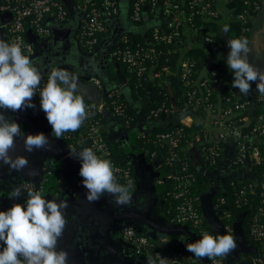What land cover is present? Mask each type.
<instances>
[{
	"label": "crops",
	"instance_id": "crops-1",
	"mask_svg": "<svg viewBox=\"0 0 264 264\" xmlns=\"http://www.w3.org/2000/svg\"><path fill=\"white\" fill-rule=\"evenodd\" d=\"M116 1L118 3V13L113 17H104L107 31L103 33L98 46L93 52L84 53L80 43V27L83 20L82 12L76 7L73 0H64L69 9V19L65 22L49 20L48 25L51 33L46 38L38 37L33 32H29V41L34 50L32 53L27 54V56L32 60L33 65L41 75H50L52 70L58 69L67 71L79 79V81L82 80L90 83L86 77H91V81L92 79L100 80L102 88H105L108 93L110 89L118 88L128 103L134 107L139 120L134 128H128V126L116 120L108 111H105L104 95L102 100L97 102L104 112L103 129L108 140L118 151L123 152L124 163L131 165L134 172L135 186L132 189V201L129 205H125V212L134 216H137L138 213L144 214L146 222L142 225L156 221L160 225L161 232L166 233V226L168 225L166 207L168 201L163 195L165 189L164 173L158 168L157 163L151 159L147 149L143 148L138 140L139 136L143 133L167 128L175 123L190 126L195 116L192 113L180 115L176 111H172L165 118H151L144 111V104L147 98H142L138 101L132 99L130 79L124 75L122 66L111 56V50L119 46L124 37L129 35L134 36L135 34L142 33L144 36H147L153 27H160L173 21L175 14L167 9V4H164L163 0H158L159 5L157 8L151 12L145 11L143 13L144 24L138 25L131 16L132 6L130 0ZM260 3V9L252 11L250 14L251 30L249 42L252 52L249 54V61L264 71V0H260ZM215 4L219 17L215 19L217 28L213 32V35H218L223 49L219 54H209L208 63L202 69L200 79L209 75L213 63L221 59H227L230 51L227 43L230 36L228 33L224 34L221 28L224 25L230 26L234 21L233 11L229 7L227 0H215ZM9 24L8 15L0 11V40L10 43ZM115 33L118 34V38L114 41L115 43L113 42L112 48L108 50L109 45L106 47L107 42ZM184 33L187 39V47L182 49V53L186 49L203 45L202 42L193 40L194 33L189 27L184 28ZM153 69L149 76L150 83L154 78H160L162 73L154 72ZM163 71L168 73L170 70L168 67H164ZM110 73L116 75L115 80L110 79ZM230 81H233V72L227 68L221 75L220 86L223 87ZM165 82L167 83L168 80L166 79ZM235 90H238V88H235ZM220 93L218 101L214 104L215 111L206 107L205 116H199L212 133L215 131L213 125L217 112L222 109ZM260 95L261 93L256 90V83L252 82L251 92L247 95L251 103L245 112L248 119L252 117L253 105L259 100ZM238 96L244 97L245 95L239 93ZM32 103L35 105L34 108L26 107L21 109V113L31 120L33 119V123L30 129L28 127L21 131H26L24 133V135L26 134L25 136L42 132L48 137L49 145L45 149H36L28 153L24 150V145H22L23 140L20 137L15 138V148L10 151V155L13 157H26L29 165L22 171L17 172L10 171L7 165L0 162V211H7L14 204H20L26 208L28 190L24 188L25 182L35 181L36 183H40L44 177H47L42 191L43 197L55 200L58 203L60 200H66L68 203V207L63 210L67 223L62 237L57 242V250L63 249L68 253V264H146L147 259L134 253L124 240L122 230L124 222H118L117 217L113 216L109 211L112 207H120L114 205L112 202L113 198L106 194L95 203H89L85 199L86 189L82 184L83 178L79 175L81 162L71 154V149L63 138L62 142L58 143L55 141L53 144L55 148H58V144H60L69 151L70 160L67 163V169L61 168L59 160L56 158L57 156L49 150V146L51 147L52 144L51 140L55 139V136L52 134L51 125L48 123L46 114L41 109L40 101L36 98V95L33 96ZM0 112H3L9 120H14L20 127L23 126L11 111L0 109ZM74 148L77 151L81 150L80 145ZM234 150V142L230 141L227 143L219 165L213 171H210L217 179L213 203L217 193L227 192L228 185L226 181L229 177L235 176L238 181H243L250 176L246 165L238 169L232 168L231 161ZM183 152L192 161L198 171L206 172L201 162L202 155L199 145L190 142L183 147ZM33 169L38 172V175L30 176L28 174ZM47 171H50V173L46 174ZM59 174H63L68 179L77 196L74 197L72 194L66 192L60 193L57 181ZM17 186L22 187L23 192L18 198H9L8 193ZM96 216L98 219L95 218ZM101 217L105 219L104 222L99 220ZM137 217L141 219V216ZM235 231L236 226L232 235L235 234ZM169 238L170 235L167 234L166 238L158 240L167 243ZM3 247L5 245L0 241V250Z\"/></svg>",
	"mask_w": 264,
	"mask_h": 264
},
{
	"label": "built area",
	"instance_id": "built-area-1",
	"mask_svg": "<svg viewBox=\"0 0 264 264\" xmlns=\"http://www.w3.org/2000/svg\"><path fill=\"white\" fill-rule=\"evenodd\" d=\"M170 1V0H168ZM76 7L80 9L84 15L80 27V43L88 53L93 52L99 44L100 38L107 31V24L104 20L105 16L113 17L118 13V3L116 0H74ZM158 0H136L132 6V19L139 21L143 17V13L147 8H151L154 11L158 6ZM228 2V0H227ZM201 7V11L208 13L211 16H216L218 10L211 9V3L206 0H198ZM260 0H249L248 8L242 13L236 15L238 20H242L245 24L244 29L246 31L251 30L248 26V19L252 11L260 9ZM167 9L175 14V19L168 22V26L171 28V32H167L166 29L159 30V27L155 28L148 46L137 44L136 46H130L128 44L120 47H116L111 51V56L114 59H118L127 65L131 72H134L139 79L145 78L146 75H150L151 68L150 63L154 60L157 49L155 45L166 42L171 43L174 36H180V28L182 23H186L191 16L181 10L180 4L167 3ZM0 11L8 15L9 24V41L10 43H19L22 51L25 55L33 52L34 47L27 39L29 32H33L38 37L46 38L50 35L51 30L48 25L49 20H57L59 22H65L68 19L69 11L66 7L64 0H0ZM210 16V17H211ZM247 24V25H246ZM198 28H195V30ZM192 30V29H191ZM200 31L204 32L205 28L200 27ZM193 32V31H192ZM194 33V32H193ZM211 34L205 37L206 41H211ZM127 38L124 37L123 41ZM187 73H191V69H187ZM219 73L214 72V75ZM42 79L39 88L36 90V98L40 101V90L46 85L49 75H41ZM90 83L96 84L102 88L100 80L89 79ZM208 78L199 80L195 87L188 92L189 103L195 101L200 104L207 99V95H202L201 91L207 87ZM239 90H236L237 94ZM198 96V94H200ZM113 95V93H108ZM239 97V96H238ZM259 100H264V94H261ZM115 103V114L124 118L126 124L131 120V117L125 113V109L122 103ZM251 101H238V98L234 100L233 106L226 109H220L217 112L216 119L214 120L213 133L210 129L206 128L204 139H197V145H199L202 159L206 160L209 165L220 163L222 154V143L234 142L236 151L234 152L232 163L246 165L249 162L264 163V155L261 153L260 144L264 143V119L260 116L259 119L262 122L256 124L253 135L243 134L241 130V124L248 123L246 109L250 106ZM85 105L88 112V118L83 122L81 132L79 131L81 138L77 142L69 139V134L66 132L62 138L68 144L70 148H74L80 145L81 150L83 148H92L93 151L104 159L111 161L114 169V174L117 177V181L122 185H127L129 181L132 182V189L135 186V176L131 166L116 161L112 156V151L107 140L104 139L102 133V125L100 120L96 118L95 111L101 110L99 104L93 101H85ZM207 108L215 111L214 104L208 103ZM174 111V104L167 105L163 103L157 108H153L148 114L151 118H159L162 113H172ZM12 112V111H11ZM14 117L23 122H29L31 119L21 113V110L12 112ZM237 114H241L234 119ZM154 131L149 132V134ZM212 134H211V133ZM146 133H143L139 138L146 137ZM155 136L154 142L157 146L167 147L168 155L160 160L159 166L172 167L177 162L182 161L183 158L179 153L180 145L183 139L186 138L184 127L179 126L172 130L156 131L153 133ZM84 138L87 143L84 145ZM251 141V142H250ZM195 143V141L191 142ZM208 143L209 145H205ZM204 144V145H203ZM151 159L155 162L158 159L157 152L154 150L150 154ZM218 166V165H217ZM166 169L164 172L167 176V180L171 181V190L168 191V195L177 201L175 211L170 215L169 220L174 224H185L187 222L193 223L198 226L203 220V213L200 208L201 194L192 195V184L196 180V174L190 170L187 162H181L179 169ZM249 171V170H248ZM47 171L46 174H49ZM47 181V177H44L40 183L27 181L24 184V188L28 191H40L42 193L44 184ZM57 181L59 183L60 193L66 192L77 196L76 191L66 182V178L63 174H59ZM165 184V180H164ZM234 189L233 200H229V196L224 193H217L214 199V205L219 210L220 218L224 223L227 231L232 235L235 230L236 221H232L233 212L230 206L233 204L236 208H248V224H249V236L257 243H261L262 247L253 246V251L247 255H243V259L247 260V264H264V173L260 178L249 176L248 182H232ZM257 188L259 192H257ZM168 201L167 197L164 196ZM256 202L254 203V201ZM169 203V202H168ZM244 229V221L242 224ZM214 236V235H213ZM123 238L132 246L137 255L145 257L146 259L151 257L155 258L157 264H159L160 254L163 257L168 258L167 264H192L193 261H189L194 256L188 252L186 247L183 251L181 245H188L194 242L191 238L187 240H179L176 247H172L168 251H164L162 247L158 246L152 241L145 232L137 231L133 226L127 225L123 229ZM195 259V257L193 258ZM212 264H224L223 257H215L210 259ZM198 264H202L198 262Z\"/></svg>",
	"mask_w": 264,
	"mask_h": 264
},
{
	"label": "clouds",
	"instance_id": "clouds-1",
	"mask_svg": "<svg viewBox=\"0 0 264 264\" xmlns=\"http://www.w3.org/2000/svg\"><path fill=\"white\" fill-rule=\"evenodd\" d=\"M224 25L221 31L229 32ZM230 51L226 59L227 67L233 72L232 87L242 95H249L252 82L257 92L264 94V71L249 61L252 52L247 37L230 38ZM41 74L32 60L23 53L19 43L0 40V109L17 112L24 108H34L32 98L40 86ZM78 81L64 70L51 71L46 85L40 90V107L51 125L52 134L61 138L66 132L77 131L88 118L84 97L78 92ZM16 137L23 140L28 153L45 149L49 145L44 133L28 134L21 131L20 125L6 118L0 112V162L10 171H22L29 165L24 156L10 155L15 148ZM71 154L80 160L79 175L86 189L85 199L89 203L98 202L110 195L116 206L129 205L132 201V182L122 185L117 181L110 160L98 156L92 148L77 151L70 148ZM30 176L38 175L33 169ZM23 192L17 186L8 193L9 198H18ZM26 208L14 204L7 211H0V241L5 245L0 250V264H68V253L57 250V242L62 237L67 220L63 210L68 207L66 200L59 203L45 199L40 191H27ZM236 248L235 239L230 234L211 235L204 232L202 237L186 246L198 264L203 258L226 257ZM159 256V264H167L168 258ZM146 264H157L151 257Z\"/></svg>",
	"mask_w": 264,
	"mask_h": 264
},
{
	"label": "trees",
	"instance_id": "trees-1",
	"mask_svg": "<svg viewBox=\"0 0 264 264\" xmlns=\"http://www.w3.org/2000/svg\"><path fill=\"white\" fill-rule=\"evenodd\" d=\"M99 1V0H98ZM136 0H130L131 6H133V3ZM211 3L210 10L216 8L215 0H206ZM74 2V0H73ZM164 4L167 3H175L180 4L181 10H183L187 16H191L190 19L186 23H182V26L180 28V36L176 37L174 36V39L171 43L161 42L157 45H155V48L157 49L156 56L154 60L150 63L151 70L153 69L154 72H162L160 78L156 77L153 79V81L149 82V73L146 75L145 78L139 79L134 72H131L127 65L121 62L118 59H115L117 63H119L122 66V71L124 75L128 76L130 79V88L132 91V99L134 101L141 100L142 98H147L144 104V111L149 114L150 111L153 108H157L163 103H167V105L174 104V111L177 112V114H183V113H192L194 117L193 123L188 126L182 123H175L167 128L163 129H156V131H165V130H172L179 126L184 127L186 138L183 139L181 142V147L178 150L181 154L183 160L177 162L172 167L170 166H159L160 160H163L168 155L167 147H160L157 146L154 142L155 136L154 132L149 134V132L146 134V137L139 138V143L143 148H146L148 151V154H150L155 150L157 152L158 159L155 160V162L158 165V168L163 171V173L166 171V169H179L181 167V162H187L188 166L191 171H193L196 174V180L192 184V195H198L201 194L204 190L207 189H213L217 185V179L215 176L210 173V171H213L216 166L209 165L208 162L204 159L201 160L203 168L205 171H198L197 168L193 165L192 161L189 160L185 153L183 152V147L190 143L195 141L194 144H196L197 139L200 138L204 139L206 128L207 126L199 116H205V108L208 103L215 104L218 101L219 92L220 93V101H221V107L222 109L230 108L234 104V100L238 98V101H246L249 100L248 96L244 97H238V94L235 90V88L232 87V81L225 84V86L221 87V75L226 71L228 68L226 65V59H221L220 61L213 63L210 68V73L207 77V87L208 90L205 91V88H203L201 91L202 95H207V99L197 104L195 101L189 103V96L188 92L192 90L195 85L198 83L200 79V73L202 69L206 66L208 63V57L209 54H219L223 46L221 45L220 39L218 35H213V32L217 28V24L215 22V19L219 17V13L216 16H211L208 13L202 12L201 7L198 3V0H163ZM76 5L77 3L74 2ZM249 0H228V5L233 11L234 15V21L229 26V36L230 38H238V37H247L250 38V30L246 31L244 29V23L242 20H238L236 15L238 13H242L245 9L248 8ZM159 5V2H158ZM67 7V5H66ZM68 9V7H67ZM80 10V9H79ZM69 11V9H68ZM81 11V10H80ZM148 12H151V8H147ZM82 12V11H81ZM70 14V13H69ZM84 15V13L82 12ZM68 15V19H69ZM211 16V17H210ZM67 19V20H68ZM138 25L144 24L143 17L139 21H134ZM248 26L251 27V21L248 19ZM246 24V25H247ZM189 27L194 32L193 40L196 42H202L203 45L195 46L193 48L186 49L184 53H182V49L187 47V39L184 33V28ZM200 27L205 28L204 32L200 31ZM157 27H153L147 36H144L142 33L135 34L134 36H127L126 41H122L118 47L121 45L124 46L126 44L130 46H136L137 44H141L143 46H148L151 44L150 38ZM195 28H198L195 30ZM166 29L167 32H171V28L168 26V24L162 25L159 27V30ZM211 34V41H206L205 37L208 36V34ZM27 39L29 40V37L27 35ZM150 43V44H149ZM164 67L169 68V72L165 73L163 71ZM191 69V73H187V69ZM214 72H217L219 74L214 75ZM110 79L115 80L116 75L113 73H110ZM168 80L166 83L165 80ZM109 93H113V95H108L105 98V105L104 109L105 111L109 112L110 114L115 117L116 120H118L120 123L125 124L128 126V128H134L137 125V122L139 120V116L137 112L134 110V107L128 103L125 96L120 92L118 88H112L109 90ZM198 94V96L201 95ZM84 101H88L85 100ZM114 101L118 103H122L123 107L125 109V113H127L131 120L126 124L124 118L120 115L115 114V103ZM197 114V115H196ZM168 115V113H162L159 118H165ZM241 114H237L236 117H238ZM95 116L100 120L102 125V133L104 135V139L107 140L108 144L110 145L112 156L113 158L120 162L124 163V154L122 151H118L117 148L114 147V145L111 144V142L108 140L106 133L104 132L103 126H104V112L102 110H96ZM263 116L264 119V100H258L255 105H253L252 109V117L250 118L248 123H238L241 124V130L243 134L247 135H253L255 133L254 129L256 127V124L262 122L263 120H260L259 117ZM84 130L83 126H81L77 131L75 132H67L69 134V139H72L74 142H77L80 140L81 135L79 131ZM83 144L85 145L87 143V140L84 138ZM251 142V141H250ZM204 145V144H203ZM205 145H209L206 143ZM222 146V154H224V148L226 146L225 143L221 144ZM235 149V146H234ZM261 153L264 155V143L260 144ZM236 149L234 150V152ZM221 160V159H220ZM125 164V163H124ZM232 164V168L238 169L241 168V164ZM129 165V164H126ZM131 166V165H129ZM246 168L249 170V173L252 177H258L260 178L262 174L264 173V163H255V162H249L246 163ZM164 180H165V189L163 192V195L167 197L168 199V205L166 207V214L168 219V231H169V241L166 243L165 247H162L164 251L170 250L172 247H176V244L179 240H187L188 238H191L194 242V235L199 234L202 236L204 232H208L211 235H214L211 228L208 225V220L205 216H203V220L200 223V225L195 226L191 222H187L185 224H174L171 223L169 220L170 215L173 214L175 211V206L177 204V201L173 199L171 196H169L167 193L169 190H171V181L167 180V176L164 173ZM240 182L236 179L235 176L229 177L226 181L227 183V192L226 194L229 196V200H233L234 197V189L232 186V182ZM249 181V176L244 179V182ZM243 182V181H242ZM257 192H259V189L257 188ZM256 200L254 201V203ZM200 208L203 212L202 206L200 204ZM230 209H232L233 212V219L232 221H239L242 219L244 221V232L246 236L248 237L250 243L254 244L255 246L262 247L261 243L255 242L251 237L249 236V224H248V208H236L233 204L230 206ZM204 215V214H203ZM223 223H227L226 221H223ZM159 246V245H158ZM181 250L183 251L186 247V245H181ZM155 260V258H152ZM190 262L193 261V258L189 260Z\"/></svg>",
	"mask_w": 264,
	"mask_h": 264
},
{
	"label": "water",
	"instance_id": "water-1",
	"mask_svg": "<svg viewBox=\"0 0 264 264\" xmlns=\"http://www.w3.org/2000/svg\"><path fill=\"white\" fill-rule=\"evenodd\" d=\"M145 29H146V27H145ZM116 38H118V34H116V33L110 37V39L106 45V47L109 45L108 50L112 48L113 44L115 43L114 41L116 40ZM83 78H85V77H83ZM90 78L91 77H86L87 80ZM77 81H78V85H79L78 92H79V94L83 95L85 100L98 102V101L102 100L103 95L105 96V98L108 96V91L105 88H100L94 83H87V82L82 81V80L79 81V79H77ZM18 121L23 124V126L20 127L21 130H25L28 127H29L28 129H30L31 128L30 126L33 123V119L30 120L29 122H23L21 120H18ZM27 132H28V130H27ZM23 133H26V131H24ZM62 140H63L62 137L61 138L55 137V139H52L51 140L52 144H51V147L49 146V150L51 152H53L54 155L57 156L56 158L59 160V164H60L61 168L67 169V163L70 160L69 151L60 144H58V148L53 147V144L55 143V141L60 143V142H62ZM25 172H27V170H25ZM66 182L72 187V184L69 183L67 178H66ZM214 194H215L214 188L204 190L201 193V206H202V209L204 212L203 214L206 217V219L208 220V225L211 228L214 236L217 234H219V235L230 234L227 231L223 221L220 218L221 212L219 210H217L214 206V203H213ZM125 209H126L125 206H122V207L120 206V207H112L109 209V211L112 213L113 216L115 215V217H117L118 222H124L123 225L133 226L137 231L145 232V234L152 241H154L156 244H158L160 247L166 246V243H163L162 241H160L158 239H164L167 237V234H169L167 226H166V233H164V232H161L160 225L156 221H154L153 223L150 222L147 225H142L144 222H146L145 218H144L145 217L144 214L138 213V215H137V216H141L140 217L142 219V221H141V219H138L137 216H134L128 212H125ZM92 215H94V214H92ZM95 218L98 219L97 216ZM99 220H101L103 222L105 221V219L102 217L99 218ZM242 224H243L242 219H240L239 221L236 222V231H235V234L232 235L235 239L236 248L229 255H227L226 257H223L224 264H247V260L243 259L242 256L247 255L248 253L253 251V246L249 244L248 239H247V237L243 231L244 229L242 228ZM201 237L202 236L199 234L194 235L195 241L200 239ZM130 247L132 248V250L135 253L134 248L132 246H130ZM195 259H193V261ZM198 262H201L202 264H212V262L209 258H203L202 260H199Z\"/></svg>",
	"mask_w": 264,
	"mask_h": 264
},
{
	"label": "flooded vegetation",
	"instance_id": "flooded-vegetation-1",
	"mask_svg": "<svg viewBox=\"0 0 264 264\" xmlns=\"http://www.w3.org/2000/svg\"><path fill=\"white\" fill-rule=\"evenodd\" d=\"M84 51V53H88V52H86L85 50H83ZM126 227V225H123L122 226V230L124 229Z\"/></svg>",
	"mask_w": 264,
	"mask_h": 264
}]
</instances>
